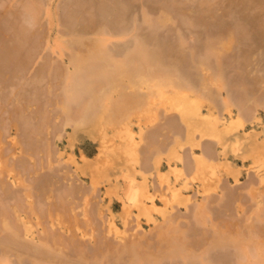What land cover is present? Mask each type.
<instances>
[{
	"label": "rangeland",
	"instance_id": "rangeland-1",
	"mask_svg": "<svg viewBox=\"0 0 264 264\" xmlns=\"http://www.w3.org/2000/svg\"><path fill=\"white\" fill-rule=\"evenodd\" d=\"M20 1L21 0H0V9H3V11H4V10H7L8 8L13 7L14 5H15L14 8H16V6L21 7L22 2H20ZM67 1H69V0H49V2H48V0H44V4L42 5L41 13L39 14V19L36 20V22H35V29L37 32H39L38 34L40 37V41H42V44H41L40 48L38 49V52L35 54L36 56H33L31 63L30 62H29V64L26 63V64H28L27 66H26V64H24L23 66H22V64L21 65L19 64L20 66L16 67V69H17L16 74L21 73V74L17 75L18 79L16 77H15V79H13V77L16 75H14V76L11 75L12 76L11 80L13 79V82L15 80L16 84H15V82L11 83V84H13L12 85L13 87L11 86V88L10 87L9 88L14 90L16 95H14L13 92L10 93L9 92L10 89L7 88V86H6V85L10 86V82H11V80H9L10 76L8 75L9 78L6 77L7 71H4L2 69V73L0 72L1 74H3V75H0L1 76L0 78H2V76L4 77L5 76L4 73L6 72L5 77L8 78V80L10 81L8 84L4 85L5 83L3 84V81L5 79L2 78L3 80L1 82L3 85L0 84V103H2L0 105L2 107H5V108H2L0 106V111H1V113H0V166L3 167V170H1V176L3 177L5 183L8 186V191H10V192L14 191L15 195L20 196V202H19L18 206L21 209L19 211H21L20 214L22 216H25V220L27 221L29 229L31 230L30 231V237L33 236V238H30V237H28V238L33 239L34 243L36 242L35 244H37V245H35L33 243L35 246H41V245H38V241H39L40 237L44 236L42 231L45 229L46 233L50 232V233L58 234V235H61L64 237H67L68 235H74V237H76L77 240L86 241V242H90V243H94L96 241L97 236H101L103 239L106 238V239L110 240L111 243H117V244L128 243L129 244V243H131V241L138 240V239H140V241L143 240V242H147V241H149V239H153V240L159 239L158 238V232L164 231V233L167 235L166 237H168V239H171L172 242H173V240H176V241L178 240V242H181V241L183 242L184 238L187 235L186 232L188 230L189 231V233L187 232L188 235H192V236H189V238L191 240L189 238H187L188 236L186 237V239H189L190 241H192V239H195L191 242V245H192L191 247L195 248L194 250H196V251L193 250V257H191L192 259L196 255L198 256V253H200L199 256L196 258L198 259L201 256L200 260H202L201 259L202 254H204L205 249H207L208 252H206V253L208 256H204V257L205 258L208 257L209 261H207V262H210V259H209L210 257L212 258L211 261L213 260V262H210V264H213V263L214 264H227L229 262V260L231 263L229 262L228 264H264V255L262 252V249H263L262 245L259 244L256 247L250 246V248L245 247L247 245L246 242L247 241L250 242L251 239H253L252 238L253 235H255L254 236L255 239L258 238V239L264 240V233H263L264 230H262V233L260 232L261 231L260 229H264V180H263L264 179V145H262V147L259 149L250 151L248 149L247 142H246V143L237 145V148H239V149L236 152H234L233 149L230 148V145L229 146L227 145L224 147H223V145H219L218 146L219 149L222 148V151L225 150V152L228 153L227 155L222 156L221 161L227 160L229 162V164H225V163H211V164L205 163L204 164L203 162H197V169H196L195 173L190 176V178L187 177L186 175H183V174L177 175L174 171L169 170L167 166L162 167L163 168L162 173H159L157 175V179H158V182L160 184L161 191L156 192L155 194L153 193V190H152V182L150 179L151 175H149V178L144 179L139 174L135 175V173H133L135 176L134 177L130 173L127 175L129 178L130 177L133 179L136 178V181L132 183L133 187H135V186L139 187L141 184L143 186L142 187L143 190H141V196L137 195V199H138L137 203H136L137 205L135 203H132V202H136V201H131L130 199H127L123 196V193H122L123 189L122 188L124 186L122 185L123 184L122 178L118 177V179H116L115 176H112L109 179V181H107V178L105 176L104 177L106 179L104 177H99L97 175H94V173L91 171V169L88 168L87 166H82V167L78 168L77 172L74 171L75 170L74 169L75 164H74V162H72L73 160H71L70 157H72L76 161L82 163L81 156H80L81 152L82 153L84 152L86 154V158L88 159V161H95L96 163H98V165H100V166H98V168H100V167L105 168L106 167V164H105L106 159L104 158V155L101 152L102 146H100V140L98 139L99 137L102 136L103 133H101V134L99 133L97 135V138L93 137L95 139L94 140L92 138V135L88 134L89 133L88 130H86L84 128L72 130V127L69 125L63 126L62 122H60L61 117L57 116L59 114V112L56 110H58V109H56L54 107L56 105L55 102L57 101V99H59V98L61 99L62 97H58V96H57L58 98L54 97L56 99L55 100L53 98L54 93H52V91L55 90L53 92H58V91L62 90L63 84L60 83V81L63 80V79H61V78H63V76L61 74V71H63L62 69H65L66 67L70 68V64H69V57L70 56L67 53H70L72 49L74 50L75 48H73V47H75V46H77V49H78L79 44L77 42H80V40H81V39L76 37L75 38L76 40H74V42L77 40H79V41L75 42V46L73 44L71 45V43H70L73 39L71 41H68L70 44L69 45L70 48H68V49H70L69 50L70 52L59 54L56 51H54V48H55V44H54L55 41L54 40H55V38L59 37V35L66 34V32H65L66 30L64 27L66 20H63V19H66L64 17L65 9L61 8V7H63L64 4L67 3ZM99 1L101 2V0H99ZM104 1L108 2V0H104ZM122 1H126V0H122ZM132 1H133L132 2L133 6L135 7V5H136L137 7L134 8V7L130 6V8H132L133 11L138 10L137 12H133L131 9H126L128 0L126 2H123V3H126V6L119 3L122 6V7H120V6L119 7L123 8L125 6L126 11L127 10L130 11V12L125 13L126 15L124 14V17H126V18H128L131 14L133 15V13H134V16L136 14L135 18H137V15H138V20H139V23L141 24V25H139L141 28L139 27L140 29H138V32L142 31L141 33H143L142 34L143 36L145 35L144 33L148 31V29L150 30L149 32H152V33L147 32L146 35H148V34L153 35V33H155V32H156L155 36H152V37L157 38V35L159 37L161 35V39H163V40H161V39L159 40L160 44L157 43L156 39H154L156 42L155 41L152 42L151 44H153V45H151V47L158 50L159 54H160L161 49H159L160 47L156 48V46L157 47L160 45L163 46L162 45L163 42H165V43L168 42L169 44H171L172 48L168 47L169 46L168 43L166 45L167 47L165 46L166 50L168 48H170V50H167L166 53L164 52V54H166L167 58L164 57L165 55L162 53V50H161V53L164 56H162L161 54L160 55L162 56V58L163 57L165 58L163 61L167 60L166 63H168L166 65V63H164L162 61L164 63V64L163 63L161 64V65H163L162 66L163 68L165 66H169V68H167L168 70L171 69L172 71L177 72L176 70H173L170 67L175 62L174 64L175 65L177 64L178 67L188 68V70L192 71L191 72V74H192L193 72H195L194 71L195 69H193L194 66L198 65L196 63H194L195 65L192 64L191 61L193 60V58L197 57V59H198V57H200V59H198V60H200V62L203 60V62H201V63H204V60L206 61L207 58L209 59V61L215 62L216 60H212L215 57L212 56L213 58L210 60L209 57H211V56H207V55H211V53L207 54L210 51V49L208 48V49H205L206 51H204L203 47H205V46H203V45H206L208 47L211 44V46H213V44L216 43V41H218V39L220 38V35H222L221 31L224 30L225 28L222 29V27H221L222 30L219 32V30H217L218 28L216 29V25L220 23V20L222 21L224 19V21H222L221 23L222 24L224 23L225 25L228 24L229 21H231L230 28H228L226 26L225 30L232 29L231 26L233 27V25H234L235 28L234 27L233 28H234V30H236V31H234V33H236V34H231L230 33L231 31L228 33H230V35H236V38H237L236 39L234 36L236 41H234V39H233V41L229 42V45H227V47L225 48L227 53H228L227 54L225 52V54H224V55H226L225 59L223 58V60H222L221 59L222 57L219 56L221 60L220 61L217 60V62L219 61L218 63L220 64V66L218 64L219 67H221L223 65L222 62L224 60H225V62H223L224 65L228 67V65H226V64H228V61H229V67L228 68L226 67L227 69H225V66H222L224 69L222 74H226L227 79L228 78L232 79L230 81H227V79H226L227 84L231 83L232 86H230V87H233V85H234L233 88H235L237 86V84H239L241 82V80L244 81V79H246V78L247 79L251 78L250 81H252L253 79H256V77H261L260 75H262V74L264 75V65H263L264 64V53H263L264 47L262 49L261 46H259V44H258V43H260L259 42L260 38L264 36V35H262L264 33V31H262V26H263V22H264V13H263L264 6L258 7L255 5L252 7V9H250L249 8L250 5H248V7L244 6V3H242L243 0H211V1L210 0H132ZM142 1H143L144 6H145V12H144V10H142L143 9L142 8L143 6H141ZM239 1H241L242 4ZM113 2H112V4H113ZM207 2L209 4H207ZM248 2H251V1H247L246 4H249ZM61 3H63V4H61ZM128 3H130V0ZM109 4H111V3H109ZM154 4H155V7H154ZM60 5H62V6H60ZM146 5H147V7H146ZM252 5H253V3H251V6ZM138 6L141 8H139ZM148 6L150 7V9H149L150 11H148ZM152 6H153V8L151 11ZM117 7H118V5H117ZM246 7L248 9H245ZM65 8H66V6H65ZM154 8L155 9L157 8L159 10L155 11ZM253 8H255V9H253ZM48 9L52 11L50 16L47 15L48 14L47 11H49ZM164 9H165V14L168 10V13L171 12L169 15H172V17L174 16L173 20H169V21H171L170 23H168V21H167L168 24L167 23L166 24L168 26L162 25V23L163 22L165 23V20L167 19V18L164 19V17H163V16H165L164 13H162V12H164ZM119 10L121 11L123 9H119ZM245 10H247L248 12L247 11L245 12ZM153 11H155V12H153ZM242 11H244V13H242ZM102 12H103V9L99 12V14H102ZM90 13L92 14L93 12H90ZM103 13H105V12H103ZM122 13H124V12H122ZM143 13H147L145 15L150 16V18H149L150 22H149V20H144L147 16H145ZM159 13H161L163 16L161 14L159 15ZM105 14L108 15V12H106ZM181 14H184V15H181ZM221 14L223 16H221ZM244 15L245 16H247V15L251 16L252 18L254 17L253 18L254 22H251V20L249 21L250 25L252 24V26L250 28L253 27L254 29H250V28L246 29V27H244V24L246 26V24L248 22V19H247L246 23L242 22V21H244V17H243ZM102 16H105V15H102ZM134 16H132V18H134ZM154 16H156L155 20L153 19ZM214 16H217L220 18L223 17V18L220 19V18L216 17L217 18L216 19V18H214ZM122 17H123V14H122ZM142 17H144V18H142ZM157 17H161V19L159 18V20H158ZM126 18H125V20H127ZM242 18H243V20H242ZM129 19H128V21L130 22L131 16ZM196 19H197V21H196ZM202 19H204V20H202ZM210 19H213V21H216L218 19L219 20L217 21L215 26H213L212 23H215V22H213L212 20L210 21ZM238 19H240L242 21L237 22ZM99 20L102 21L105 19L100 18ZM245 20H246V18H245ZM257 20H259V21H257ZM260 20H261V24H260ZM132 21H133V23H135L134 20H132ZM144 21L146 23H144ZM147 21L149 22L150 25L147 24ZM152 21H156V22H152ZM191 21L192 22L195 21V23L196 22L198 23V21H199L200 25L201 24H203V25H201V26L198 25V28H197V25L194 22L191 23ZM201 21H202V23H201ZM255 21L259 22V23L256 24ZM141 22H143V23H141ZM226 22H228V23H226ZM240 22H242V23H240ZM130 23H132V22H130ZM133 23H132V26H133ZM136 23H137V21H136ZM155 23H157L158 26ZM158 23L159 24L161 23V25H159ZM204 23H206V24H204ZM239 23L242 24L243 26L240 25ZM143 24H145V25H143ZM209 24L211 25V27ZM178 25H179V27H178ZM207 25L209 26L210 29L208 28ZM250 25L248 23L247 27ZM259 25H260V27H259ZM3 26H5V24L0 25L1 30L6 29V26L4 28H2ZM111 26H110V28L112 29L113 25H111ZM220 26H221V24H219L217 27L220 28ZM222 26H224V25H222ZM241 26L244 28L241 29ZM76 27H77V25H76ZM151 27H154V28L157 27V30H156V28L154 30V28H151ZM201 27H202L203 31H205V30L206 31L203 32ZM256 27L260 28L261 31H259L260 29H258V31H256L255 30ZM133 28H134V26H133ZM177 28H178V30H177ZM188 28H189V30H188ZM204 28H205V30H204ZM114 29L115 28H113L112 31H116V29L115 30ZM151 29H152V31H151ZM243 29L247 30V31L245 30L246 34L242 31ZM1 30H0V33L2 34L3 30L2 31ZM6 30H4V32H6V34L4 33L5 36L3 35L0 37L1 38L0 44L3 41V42H5L6 45H8V43H9L8 41L9 40L12 41V39L14 38V36H13L10 39V37H9L10 35H7L8 30L7 31ZM119 30H121V28L118 29V31ZM229 30H227V31H229ZM177 31H178V33H177ZM183 31H185V32H183ZM200 31H202V33ZM216 31H217V33H216ZM196 32L199 33L198 35L200 36V39H201V40H197L198 44H196V39L199 36L196 34ZM232 32H233V30H232ZM250 32L252 35L250 34ZM175 33H177V35H175ZM181 33L182 34L184 33L183 34L184 39H186V37L187 38L189 37L188 39L184 40L185 42L186 41H188V42L184 43V41L182 40L183 38H181L182 37ZM206 33H207V35H206ZM210 33H212L211 34L212 37H210L211 36V35H209ZM225 33H226V31H225ZM237 33H239V34H237ZM10 34H12V33H10ZM114 34H115V32H114ZM185 34H186V36H185ZM242 34H243V36H242ZM254 34H256L257 36L256 35H255L256 37L253 36ZM78 35H80V34H78ZM110 35L112 36L113 34L111 33ZM146 35H145V37H147ZM178 35H179V37L181 36L180 37L181 39L177 38ZM190 35H191V37H190ZM228 35L226 34V36L224 35V37H227ZM249 35H250L251 39H250ZM6 36H8L9 38ZM217 36H218V38H217ZM237 36H239V37H237ZM98 37H101V36L99 35ZM149 37H151V36H149ZM152 37L149 38V39H151V41H153ZM253 37H255V38L260 37V38H257V40H256ZM202 38H205V39H202ZM208 38H209V40H208ZM220 39H222V38H220ZM263 39L261 38V40L263 41L261 43H263V45H264ZM194 40H195V42H194ZM202 40H204V41H202ZM205 40L206 41L208 40V41L206 42ZM84 41L85 40H83V42ZM161 41H163V42L161 43ZM256 41H257V43H256L257 45L254 43ZM209 42H210V44H209ZM243 42H244V44H243ZM84 43H82V44H84ZM178 43H179V45H178ZM241 43H242V45H241ZM252 43L254 45H252ZM109 44H110V42H109ZM106 45H108V42ZM186 45L188 47L190 46L188 48L189 51L191 49L190 53H189V51L185 50L187 48ZM194 45H195L196 49H195ZM196 45H198L200 48L199 47L197 48ZM51 46L54 48L52 49ZM177 46L180 49H182L186 46V48L183 49L185 51H181L180 49H178V51H177L176 50L178 48ZM71 47H72V49H71ZM79 47L81 48V46H79ZM207 47H205V48H207ZM80 48L78 49L79 51L81 50ZM173 48H175V49L172 50ZM193 48H194V50H193ZM68 49H67V51H68ZM78 50L75 49L74 51L78 52ZM207 50H209V51L207 52ZM158 51H155V52H158ZM195 51H197V53L198 52H201V53L196 56L197 53ZM151 52H152L151 55L154 56L153 60L155 62H157V64H158L157 66H159V63H161L160 56L157 57L158 53H154L153 50H151ZM181 52H182V54H181ZM185 52H186V54H185ZM202 52L204 55V56L202 55L203 57H201ZM1 53H2V51H1ZM167 53H168V55H167ZM192 53L193 54L195 53V55L193 56ZM180 54L182 55V57ZM205 55L207 56L206 58H204ZM0 57H2L1 54H0ZM156 57L159 59L158 61H156L157 59L155 60ZM232 57H234V58H232ZM202 58H204V59H202ZM56 59H58L57 63H56V61H57ZM0 60L2 61V58ZM51 60H52V62H51ZM54 60H56V61L54 62V65H53ZM198 60H197V63H199ZM233 60H234V62H233ZM1 61H0V65L2 64ZM193 62H196V60L194 59ZM214 62H212V63H214ZM51 63H52V65H51ZM55 63L57 65H59V67H62V69L60 68L61 70H59V67H57ZM207 63H209V62H207ZM243 63H245L244 66H243ZM174 64L172 67H174ZM51 66L54 68L53 70L57 69V71L56 70L54 71V72H57V74L53 72L52 68H51V70L53 73L50 72ZM198 66H200V64ZM211 66L214 68L217 67V69L219 68L218 66H214V64H211ZM13 67H15V66H13ZM63 67H65V68H63ZM160 68H161V66H160ZM190 68H192V69H190ZM243 68H244V70H243ZM257 68H258V70L262 69L261 71H263L262 74L260 72L259 76H258V74H256V72L258 70H256V71L254 70ZM8 69H9V67L6 68L5 70H8ZM13 69H15V68H13ZM13 69H12V71L14 72ZM198 69H199V67H198ZM198 69H196L197 70L196 73L200 74L198 72ZM223 69L221 68V70H223ZM245 69L250 70V73H251V70L252 71L254 70V71L251 74H249L247 77L246 74H247L248 70L246 71ZM3 71H4V73H3ZM9 72H10L9 74H11V71H9ZM187 72H189V71H187ZM187 72H186V74H187ZM239 72L242 75H240ZM243 72L244 73L246 72V74H245L246 78H244ZM254 72L256 75H255V78L252 79L251 76L254 75ZM50 73H52L54 75V76L52 75L54 78L51 76ZM14 74H15V72H14ZM198 74H197V76H198ZM59 75H61V76H59ZM236 75H238V76H236ZM78 76L81 77V75H78ZM195 76H196V74L194 73L193 77H195ZM197 76L195 77L196 79H197ZM50 78L51 79L53 78V79L51 80ZM190 78L192 79V75ZM237 78L239 80L240 79L241 80L238 81ZM80 79H79V81H80ZM6 80L4 82H6ZM260 80H262L261 83H264L263 77ZM79 81L77 83L78 85L81 84ZM232 81H233V84H232ZM236 81H238V83H236V86H235L234 83ZM243 81H242V83H243ZM62 82L64 83L65 81H62ZM82 83H84V81H82ZM60 84H62L61 87H60ZM243 84L250 86V84H246L245 82ZM239 85L237 87L242 88L241 87L242 84L240 83ZM245 85H242V86L246 87ZM259 86H260V84H259ZM262 86L263 85H261L260 88ZM50 87H51V89H50ZM211 87L216 91V94L218 95L219 102L221 101V104L223 106L222 107V109H223L222 113L223 114H221L222 116H220V113H219L217 107L215 106V104L209 102V100H205L204 98L198 96L196 93L188 91L184 87H181V86H175V87L166 86V87H164L163 93H160L158 95L154 94L155 96H152V98L149 101H147V102L143 101V103H141L140 107L134 106V108L129 109L127 112L124 111V115L119 113L116 115V118H113L112 116L104 114L102 122L100 123L102 125L103 132L105 134H107V138L104 140H106L108 146H111L109 144L110 143L109 141L110 140L112 141V139H113V141L116 142L115 145L117 147V150H125L126 151V155H125L126 159L129 162L133 161L131 152L134 151L135 149H137L138 146L141 144L140 130L142 128L147 129L153 122H156L157 119L160 117V114H159L160 112L165 113V114L181 113L185 116L184 122L187 125H185V124L184 125H185L187 131L184 134L183 140H179L173 146L172 151L170 153H171V155H177V156H179L178 152L183 153L185 150H189L191 152L194 151V152L198 153L200 150L201 141L207 140V139H213V141H214V139H217V136L214 137L211 134H206L205 129H203V131H201L200 127L201 126H204V127L208 126V121L214 120L215 125H219V128H221L222 127L221 125L224 123V121L235 116L236 111H237L236 106H234L229 101H227V99H228L226 97L227 92H226L225 88L223 87V85L220 84V82L215 81L214 83H212ZM233 88H231V89L234 90ZM48 89H49V91H48ZM263 89H264V87H263ZM263 89L261 88V91H264ZM50 90H51V94H50L51 97H49V95H48V92L50 93ZM145 90H147V89L145 88ZM147 91H149V90H147ZM37 93H38V95H37ZM59 93H55V94L57 95ZM63 94L61 93L59 96H62ZM11 95H13V98L11 97ZM17 95L19 97V100H20L19 103L20 104H18V102L16 101V100H18V98L13 100L14 98H16L14 96H17ZM48 97L51 98L52 101ZM52 98L54 99V103H53ZM64 98L66 99L67 97L64 96ZM48 100H50L49 102H52L53 104L49 103ZM64 102H65V100H64ZM62 103H59V104L61 105ZM21 104H23V105H21ZM50 104H51V107H52V105L55 104L52 108L54 112L52 111V114L50 112L45 113L46 111L44 110V108L49 111L50 107L48 106V108H47V105H50ZM172 104H174V105L170 108V105H172ZM24 106H26L27 108H30V109L28 110L26 108L27 111H25V109L23 110ZM175 106H177L176 109H175ZM16 107H17V110H16ZM11 108H13L15 110H13ZM2 109H3V111H2ZM18 110L23 111L22 114L25 113V115H22V116H24V118L27 117V119H28V116L30 114L31 115L33 114L32 116H29V119H30V117L34 116L35 118L33 117V119H35V121L33 119H30V121H32V123L31 122L29 123L28 122L29 119H28V121H26L27 119L24 120V118L22 116H21V118L20 117L18 118V116L21 115V112L19 113ZM28 111H30V114H28V116H27L26 112H28ZM38 111L40 114L44 112L43 113L44 116L47 114L46 118L42 114V117L45 118V119L42 118L44 120H42L39 117L40 118L39 123H41V124L45 120H46L45 125H46V123H48L49 120L47 121V116L49 115V113H50L49 116L52 117L51 122H52L53 126H52L51 122H49L51 126L48 123V126L51 127L50 131H49L48 127H45V125L43 123L42 127H45V129H43V130L41 129L43 131V133L41 130H40L41 134L39 132V135L41 136L44 134L46 129L48 131V133L45 132L46 134H48L46 136L49 137L48 139L51 141L50 143H52L53 149L55 151L54 154H52V156H51V159H50L51 163L48 161V159L50 157L46 158L49 155L47 153V152H49L48 151L49 148L48 149L42 148V150L40 149L42 147V144H44V142H45V145H43V146H46L47 143L49 142V140L47 139L45 134H44L43 140H42V137H39L38 135L36 136V134L39 131L37 129L40 128L39 127L40 124L37 125L38 122H36L37 121L36 116H39ZM10 112H12V114L14 116H16L17 118L15 117L16 118L15 119L14 116L10 117V115H12V114H9ZM102 112H104V111H102ZM16 113H19L20 115L17 114L18 115L17 116V115H15ZM260 113H261V116L264 120V112H262V110H261ZM5 114H6V116H5ZM219 117H221V118H219ZM2 118H4V119H2ZM11 118H14L15 121L17 119H20V120H18L19 122H17V121L15 122ZM35 122L37 123L36 125L34 124ZM16 124H18V125H16ZM249 124L250 123H246L247 130L250 129ZM34 125H35V127L37 126L36 130L34 129ZM126 126L128 127V129H130L129 130L131 132V133H129L130 138L131 137L134 138V140L131 142L129 140L130 138H128V135H129L128 132L126 134V132H125L126 130H124V133H123V129ZM262 126L264 128V121H263L262 125H258L257 128L259 131L262 130ZM24 129H26V130L24 131ZM33 129H34V131H33ZM62 129L64 130V131H62V135L58 134L59 137H57L58 135H56V133H58V131H60ZM34 132H35V134H34ZM100 132H101V130H100ZM235 134H236L235 131L231 132V133L229 132L227 135L225 132L224 133L225 136H223V137H225L224 141L229 140V138H232ZM35 136L38 139V142L41 141V143L42 142L43 143L42 144L39 143V145H38V143H35V142H33V144L30 143L32 146H34V144L36 146V144H37L38 147L36 146L35 148H39V146H41V147L39 148L40 150L37 149V151L34 148L33 153H31L32 155L31 154L29 155V153L31 152V151H29L31 148L29 142L37 141V139L33 140L35 138ZM38 137L41 140H39ZM260 137H264V131H261ZM29 138H32L31 139L32 141L29 140V142L27 144V141ZM46 139L48 140V142ZM48 145L51 146V144H48ZM48 145H47V147H48ZM29 146H30V148H29ZM50 148H51V152H52L53 151L52 147H50ZM102 149H103V147H102ZM34 151L39 152L40 154L37 155V153L36 152L34 153ZM40 151H42V154ZM44 151H46V152H44ZM46 154H48V155H46ZM59 154H61V156H59ZM171 155L169 158L170 162L176 163V165L178 167H180V165H181L180 159L176 158L175 156H174V158H171ZM24 159H25V162L23 161ZM17 162H21V166H18ZM125 169H126V172H130V169H128V168H125ZM249 171L255 176V178L257 177V180L255 179L254 183H252L249 187L246 188L245 185H243V183H245L247 181ZM38 174H47L48 176L50 174H52L51 177H55V179L57 181V183L55 185H53L54 191L50 190V191H53L54 194L52 192H50L48 189H46V190H48V192L45 190L47 192V194H46L47 197H48L49 193L52 194V197H50L51 194H49V197H50L49 199H45V197L42 196V198H44L43 200H46L45 202H48V201L54 202L56 200L55 203L53 204L54 207H58V205L60 206V203L58 204V202L62 203L63 201L64 202L61 204V206L62 205H70L69 208H66L65 210L60 206V207H58L57 210H54L50 215L49 214H46V215L41 214V217H42L41 223L38 222V219L36 218L37 217L36 214H33L30 210V205L31 204L34 205L35 201L37 200V198H35L36 196L35 195L34 196L26 195L27 192L32 191L30 186L32 185L34 180L37 179L36 175H38ZM255 174H257L258 176ZM47 175H44V176H47ZM35 176H36V178H35ZM38 176H39V178L37 179L38 181L43 179V175H38ZM72 176L75 178H73ZM51 177L50 176L48 178L44 177L45 180L43 179L42 181L45 182L47 179H49ZM96 177L97 178L99 177V180L96 179ZM1 179L2 178H0V182L2 181ZM93 179H96L98 181L94 182V184H93V182H92ZM224 180H227L226 183H224L225 182ZM42 181H40V182L42 183ZM117 181L119 184L117 186L120 189L118 187H116V189L113 188V187H115V186H113L114 183H116ZM58 182H59V184H58ZM70 185H74V187H75L74 191H73V193H71V195L68 191L70 188L69 187ZM221 185L222 186L227 185L228 187H231L235 190V196H233L234 198L229 199L230 201H233L230 203L231 208H232L230 213H227L226 216H225V214L217 215V213L215 215H211L208 212V209H206L205 207L202 208L203 210L201 208H198V210L196 208V210H195L196 205L204 203L206 201V199L210 196L214 197L215 200L218 199L222 195V189L223 188ZM175 186H177L178 188L176 189ZM57 187H58V189H57ZM55 188H56V190H55ZM64 190H65V192L68 191L69 194L68 193L65 194ZM58 192L61 194H59ZM43 194L45 195V193H43ZM15 195H11V196H14V197H11V200H13L15 198ZM60 195H62V196H60ZM0 196H7L8 199L10 197L7 195L6 191L3 188H0ZM138 197H140V199ZM240 197H243V198L240 199ZM42 198H40L41 201H42ZM58 198H59V200H58ZM237 198L240 200H237ZM125 199H127L129 201H127ZM134 199L136 200V195H135ZM11 200H10V202H11ZM41 201H40V203H41ZM238 201L241 202V206L238 205ZM10 202H8V203H10ZM12 202H14V201H12ZM44 203H41V205ZM133 204H135V205H133ZM189 206L191 207V211L190 210L188 211ZM212 210H213V212H216L218 210V205L216 204L215 206H213ZM8 215H11V218L14 219V216L12 215V213L9 214V212H8ZM210 215H211V217H209ZM170 218H175L174 221H172V223L168 222V220ZM52 222H53V225H52ZM225 226L228 227V234H227L228 236L226 237L225 240H223L224 243H221L222 245H214V243L211 241V239L214 236V235H212V233H214L213 231H216L219 228H223ZM21 228H22V231L24 232L25 228H24L23 224H22ZM190 231H192V234H190L191 233ZM82 233H84V234H82ZM184 234H185V236L183 237ZM194 235H195V238H194ZM43 248L45 249L47 247H43ZM47 249H45V250H47ZM153 249H151L153 253L158 252L156 249L153 251ZM65 250H64V253L66 252L65 253L66 256H65V254H64V256L66 258L69 257L70 259L72 258V260H74L75 258L82 257V256H80L81 254L77 255L78 253L74 252L72 249H71V251H69V250L65 251ZM87 250H88V248H87ZM145 250H147V249H145ZM149 250H147V252L151 251V250L150 251ZM48 251H49V249H48ZM58 252L59 251L56 250L57 254H58ZM72 252H73V254H72ZM131 252H134V251H131ZM152 252H151V254H152ZM178 252H179V249H178ZM180 252H181V249H180ZM56 253L54 252V254H56ZM59 253L60 254L62 253V256H63V252H59ZM60 254H58V255H60ZM87 254H86V256H88ZM131 254L135 255V253H131ZM194 254H196V255L194 256ZM174 255L175 256L177 255L176 259L172 258V262L170 261L171 260L170 259L169 263L167 260V262L165 264H171V263L177 264L176 262H178V263L181 262L183 264H186L189 261V259L187 257L183 256L180 253L179 254L175 253ZM204 255H206V254H204ZM131 256H133V255H131ZM143 256H146V255L144 254ZM136 257H138V256H136ZM11 258L13 259L14 263H16L17 260L14 259V256H12ZM134 258L135 257H133V259ZM141 258H143V257H141ZM173 259H174V261H173ZM197 259H196V261H197ZM113 260L114 259H112V261ZM134 260H137V259H134ZM205 260H207V259L203 258L204 262H205ZM108 261H111V259ZM112 261L109 262V264H115L116 263L115 262L116 260L114 261V263ZM221 261L222 262L224 261L225 263H222ZM18 262L21 264L20 261H18ZM133 262H135V261H133ZM147 262H149V261H147ZM194 262H195V260L193 262L191 261L189 264L194 263ZM26 263H29V261H27ZM31 263H32V260H31ZM102 263H105V262H102ZM141 263L142 262H140L139 264H141ZM181 263H179V264H181ZM93 264H95V263H93ZM117 264H119V262H117ZM123 264H127V263H123ZM135 264H138V263L136 262ZM142 264H144V263H142ZM195 264H202V263L199 261L198 263L195 262Z\"/></svg>",
	"mask_w": 264,
	"mask_h": 264
},
{
	"label": "bare ground",
	"instance_id": "bare-ground-1",
	"mask_svg": "<svg viewBox=\"0 0 264 264\" xmlns=\"http://www.w3.org/2000/svg\"><path fill=\"white\" fill-rule=\"evenodd\" d=\"M103 1L102 0H101V2L99 0H69V1H67V3L64 4L63 7H61V8L65 9V11L64 10L63 11H64V17L66 19H63V20H66V22L64 24L66 34L59 35V37L55 38V40H54L55 41V43H54L55 48L51 46L52 49L54 48V51H56L59 54H63V53L70 52L69 51L70 49H68V48H70L69 47L70 44L68 41H71L73 39L72 40L73 42L71 41L70 43H71V45L73 44L75 46V42L79 41V40H77L74 42V40H76L75 38L77 37V38L81 39L80 42H77L79 44V46H81V48L78 46V49L80 48L81 50L79 51L77 49V46H75V47L72 46L73 48L78 50V52L74 51L75 49L73 50L71 47V49H72L71 52L67 53L70 56L69 57L70 68L66 67L67 68L66 69L65 67H63L65 69H62V67H59V65L56 64L58 62V59H56L57 61L56 60L53 61V65H54V62L56 61L55 64L57 67H59V70H61V69L63 70V71H61V74L63 76V78H61V79H63V80L60 81V83L63 84V85L60 84V87L62 85L63 91L60 90L61 92L60 91L53 92V91H55V90H53L52 91V93H54L53 98L54 97L56 98L57 96L62 97L61 98L62 100L59 98V99H57V101L59 102L61 100L63 103L61 101L59 102V103H62L61 104L62 106H61L56 101L61 107L56 102H55L56 105L54 104L55 106L52 105V107H51V104L54 103L55 98L54 99L52 98L53 103L49 102L51 100V98H49V97H51V95H50L51 90H50V93L48 92V95H49L48 98L50 99V100H48V102L51 104L47 105V108L49 106L50 109L48 111L47 109L44 108V110L46 111L45 113L50 112L52 114V111H53L52 108L54 106L56 109H58V110H56L59 112V114L57 116L61 117L60 122H62L63 126L69 125L72 127V130L84 128V129L88 130V132H89L88 134L92 135V138L93 137L97 138V135L99 133L100 134L103 133L102 136L99 137L98 139L100 140V146H102L103 149L105 148L103 150L101 147V152L103 153L104 158L106 159V163H105L106 167L105 168H102V167L98 168V166H100V165H98V163H96L95 161H88V159L86 158V154L84 152L83 153L81 152L80 156H81L82 163H80V162L76 161L74 158L70 157V159L73 160L72 162H74V164H75V168H74L75 170L74 171L77 172L78 168H80L82 166H87L88 168L91 169V171L94 173V175H97L99 177L105 176L107 178V181H109V179L112 176H115L116 179H118V177L122 178V180H123L122 185L124 186L122 188L123 189V192H122L123 196L127 199H130L131 201H136V202H132V203L136 204L137 200H138L137 195L141 196V190H143L142 189L143 186L141 184L139 187H137V186L133 187L132 183L136 181V178H134V179L131 177L129 178L127 175L130 173L133 176H134L133 173H135V175L139 174L144 179L149 178V175H151L150 179L152 182V190H153V193L155 194L156 192L161 191L160 184H159L158 179H157V175L159 173H162V169H163L162 167L167 166L169 170L174 171L177 175L183 174V175H186L187 177L190 178V176L193 175L197 169V162H203L204 164L205 163L229 164V162L227 160L221 161L222 156H225L228 153H226L225 150L222 151V148L219 149V147H218L219 145H223V147L230 145V148L233 149L234 152H236L239 149V148H237V145L243 144L246 142H247L248 149L250 151L259 149L262 147V145H264V137H260L261 131H264V128L262 126L261 131H259L257 128L258 125H262V123L264 121L262 116H261V113H260L261 110H262V112H264V94H263L264 91H261V88L263 89V87H264V83H261L262 80H260V79H262V77L264 79V75L262 74L263 71H261L262 69H260V70H258V68L254 69L255 71L256 70L259 71V72L257 71L258 73L256 72V74H258V76H259L260 72L262 75H260L261 77H256V79H253V78H255V75H256L254 72V75L251 76L253 79L252 81H250L251 78L247 79L245 76L246 72L245 73L243 72L244 78H246L247 80L244 78H243L244 81L240 79L241 80L240 83L242 85H245V84H243L245 82L246 84H250L251 87L249 85L248 86L245 85L246 87H243L241 85L242 88L237 87L240 84L239 83L236 86V83H238V81H240L237 78L238 81H236L234 83L236 86L235 87L236 89H235V88H233L234 85H233V87H230V86H232L231 83L228 82L230 85L227 84V81H230L232 79H229V78L227 79V75L222 74V72L224 71L222 66H225L223 63V62H225V60L223 62L221 61L223 65L221 64L222 66L219 67L220 64L218 62L221 59L223 60V58L225 59L226 55H224V54H225V52L227 53L225 48L227 47V45H229V42L233 41V39H234V41H236L235 40L236 35H230V33L236 34V33H234V31H236V30H234L235 26L233 25L234 28L231 26L232 29H230V30L227 29L229 31L225 30L226 26L228 28H230L231 21H229V23L226 22L228 24L225 25L224 23L223 24L221 23L222 21H224V19L222 21L220 20L219 24H221V26L219 28V27H217L219 24H217L216 29L218 28L217 30H219V32H220L223 28H225L224 30L221 31L223 36L220 35V38H222V39L219 38L220 40L219 39H218V41L215 40L216 43H214L213 46H211V44H210V42L212 41L211 40L209 42L210 45L207 43L210 47L203 45V46L207 47V48L203 47L204 51H206L205 49H208V48L210 49V51L207 50V52L209 51L207 54L211 53V55H207V56H211V57H209L210 60L213 57H215V58L217 57L216 59L215 58L212 59V60H216L215 62L217 64L214 61H212V62H214V63H212L211 61H209L208 58H207L208 61L207 60L206 61L209 63H207L205 60H204V63H201V62H203V60L200 62V60H198V59H200V57H198V59L196 57V58H193V60L191 59L192 64H194V63H196L198 65L200 64V66L197 65L199 67V69L194 64L195 66L193 69H195L194 70L195 72H193L191 74L192 71L188 70V68H186V67H182V68L178 67L177 64L176 65L174 64L175 62L173 63L174 67H172L173 64H172V66H170L173 70L177 71V72H174L171 69H169V70L167 69V68H169V66H165L163 68L162 67L163 65H161L163 62L166 63V61H167V60L163 61L165 58H167V56H166V54H164V52L166 53L167 50H170V48H172L171 44H169L168 42L165 43V42L161 41V43L163 42V44H162L163 46H161V45L158 47L156 46V48L160 47L159 49H161L162 53L165 55V56L162 55L161 50H160V54L165 57V58L164 57L162 58V56L159 54V51L151 47V45H153L151 43L155 41L154 39H156L157 43L160 42L159 40L161 39V35H160V37L157 35V38L152 37V36H155V33H156L155 31H154L155 33H153V35L148 34L149 36L152 37L153 41H151V39H149L151 37L146 35V33L150 31L149 29L147 32L144 33L147 37H145V35L144 36L142 35L143 34V33H141L142 31L138 32V29L141 28L139 26L141 24L139 23L138 15H137V18H135L136 14L134 16V13H133V15L132 14L130 15L131 16L130 22L133 23L132 20H134V22L136 23V21H137L136 24L133 23L134 28L132 26V23H130L128 21L130 16L128 18L124 17L125 13L130 12L128 10L126 11V9L132 10V8H130V6L134 7L133 3H132L133 1L130 0V3H128L129 2V0H128L127 6H126V3H123V2H126L127 0L126 1L108 0V2L110 1L109 3H111V4H109L107 1H106L107 3L105 1H104L105 2L104 3ZM111 1L112 2L114 1L113 4ZM247 1H251V2H248L249 4H246ZM20 2H22L21 7L16 6V8H14L15 7V5H14L13 7L8 8L7 10H4V11H3V9H0V23L5 24L6 29L8 30L7 35H10L9 36L10 39L14 36L12 41L11 40L8 41L9 42L8 45H6L5 42H3V41L0 44V46H1L0 50L2 51V53L0 51V54L2 55V57H0V59L2 58V61L0 60L2 63L0 65V72L2 73V69L4 71H7V76H6V72L4 73V71H3V73L5 74L6 77H8V75L10 76V78L8 77L9 80H11V78H12L11 75H13V76L16 75L13 77V79H15V77L17 78V75L21 74V73L16 74V72H17L16 67L17 66L19 67L21 64L23 66L26 63H28V64H29V62L31 63L33 56H36L35 54L38 52V49L40 48V46L42 44V41H40V37L38 34L39 32H37L35 29V22H36V20L39 19V14L41 13L42 5L44 4V0H21ZM48 2H49V0H48ZM239 2L241 3V1H239ZM119 3L122 5H125L126 9H125V6L123 8H120L122 6ZM242 3H244V6H247V7H248V5H250L249 6L250 9H252V7L255 5L258 7L264 6V0H243ZM251 3H253L252 6H251ZM61 4H63V3H61ZM207 4H209V3L207 2ZM117 5H118V7H117ZM60 6H62V5H60ZM65 6H66V8H65ZM141 6H143L142 10H144V12H145V6L143 4V1H142ZM135 7H137V6L135 5ZM146 7H147V5H146ZM154 7H155V4H154ZM247 7L245 9H248ZM139 8H141V7H139ZM152 8H153V6L151 7V11H152ZM255 8H253V9H255ZM102 9H103V12H105V13L108 12V15L103 13V12H102V14H99V12ZM119 9H123V10L120 11ZM149 9H150V7L148 6V11H150ZM157 10H159V9L156 8L155 11H157ZM137 11H133V12H137ZM155 11H153V12H155ZM246 11L247 10H245V12ZM90 12H93V13L91 14ZM122 12H124V13H122ZM47 13H48L47 15L50 16L52 11L49 10V11H47ZM121 13L123 14L124 18L122 17ZM162 13H164V15L166 17L163 16L161 13H159V15L161 14L164 17V19L167 18L165 20V23L163 22L164 24L162 23V25L166 26L168 23L171 22L169 20L174 19V16L172 17V15H169L171 12L168 13V10L165 14V9H164V12H162ZM242 13H244V11H242ZM263 13H264V11H263ZM143 14L145 15L147 13H143ZM184 14H181V15H184ZM102 15H105V16H102ZM245 15L243 16L244 21H242L243 20V18H242V20L238 19L237 22L242 21V22L246 23L247 19H248L246 26L243 23L244 27H246V29H247V28H250L252 26V24L250 25L249 21L251 20V22H254L253 21L254 17L252 18L251 16L247 15L249 17L248 18ZM132 16H134V18L136 20L134 18H132ZM145 16H147V15H145ZM221 16H223V15L221 14ZM161 17H157V19L159 20V18L161 19ZM216 17L217 16H214V18H216ZM100 18L101 19L104 18L105 20L101 21V20H99ZM125 18L127 20H125ZM142 18H144V17H142ZM146 18L144 20H149V22H150V19H149L150 16H147ZM217 18H220V17H217ZM221 18H223V17H221ZM245 18H246V20H245ZM153 19L155 20L156 16H154ZM202 20H204V19H202ZM211 20L213 21V19H210V21ZM218 20L213 21L215 23L211 22L213 24V26H215V24L217 23ZM167 21H168V23H167ZM196 21H197V19H196ZM199 21H198V23L197 22L195 23V21H193L197 25V28H198V25H200ZM257 21H259V20H257ZM149 22L147 21V24H149ZM152 22H156V21H152ZM193 22L191 21V23H193ZM242 22H240V23H242ZM141 23H143V22H141ZM144 23H146V22L144 21ZM201 23H202V21H201ZM248 23L250 26L247 27ZM258 23L259 22H256V24H258ZM155 24L157 25V23H155ZM204 24H206V23H204ZM260 24H261V20H260ZM76 25H77V27H76ZM111 25H113V28H115L118 33L116 31H112L113 28L112 29L110 28ZM143 25H145V24H143ZM159 25H161V23ZM201 25H203V24H201ZM211 25H210V27H211ZM222 25H224V26H222ZM240 25H242V24H240ZM5 26H3L2 28H4ZM242 26H241V29L244 28ZM178 27H179V25H178ZM221 27H222V29H221ZM259 27H260V25H259ZM120 28H121V30H119L120 31L119 32L118 29H120ZM151 28H154V27H151ZM155 28L157 30V27H155ZM155 28H154V30H155ZM208 28H209V26H208ZM6 29H2L3 32H2V34L0 33L1 34L0 37L3 35L5 36L6 32H4V30H6ZM201 29H202V27H201ZM250 29H254V28L252 27ZM258 29H260V28H258V27L255 28L256 31H258ZM263 29H264V22H263V26H262V31H264ZM0 30H1V27H0ZM177 30H178V28H177ZM188 30H189V28H188ZM204 30H205V28H204ZM232 30H233V32H232ZM245 30L243 29L242 31L246 34ZM151 31H152V29H151ZM202 31H203V29H202ZM202 31H200V32L202 33ZM205 31H203V32H205ZM225 31H226V33H225ZM259 31H261V29ZM9 32L12 34H10ZM110 32L113 34L112 36L110 35L111 34ZM114 32H115V34H114ZM183 32H185V31H183ZM228 32H230V33H228ZM149 33H152V32H149ZM177 33H178V31H177ZM177 33H175V35H177ZM212 33H210L209 35H211ZM216 33H217V31H216ZM78 34H80V35H78ZM183 34L181 33V36H182V37L180 36L181 38H183ZM196 34L198 35L199 33L196 32ZM226 34L227 35L229 34V35L227 37H224V35L226 36ZM237 34H239V33H237ZM250 34H251V32H250ZM97 35L98 36L100 35L101 37H98ZM206 35H207V33H206ZM255 35L256 34H254L253 36H255ZM262 35H264V33ZM102 36L103 37L105 36V37L103 38ZM185 36H186V34H185ZM218 36H217V38H218ZM234 36H235V38H234ZM242 36H243V34H242ZM6 37H8V36H6ZM180 37L178 35L177 38L179 39ZM190 37H191V35H190ZM210 37H212V35ZM237 37H239V36H237ZM249 37H250V35H249ZM255 37H253V38H255ZM260 37H257V38H260ZM188 38L186 37V39H188ZM209 38H208V40H209ZM257 38H255V39L257 40ZM261 38L263 39L264 36ZM261 38L259 41L260 43L263 42L261 40ZM186 39L183 38L182 40L184 41ZM202 39H205V38H202ZM250 39H251V37H250ZM0 40H1V38H0ZM83 40H85L84 41L85 43L83 42ZM161 40H163V39H161ZM197 40H201L200 36L197 37L196 44H198ZM202 41H204V40H202ZM107 42H108V45H106ZM109 42H110V44H109ZM186 42H188V41H186ZM186 42L184 41V43H186ZM194 42H195V40H194ZM82 43H84V44H82ZM167 43L169 45L168 47H170V48H168L166 50L165 46L167 45ZM179 43H178V45H179ZM254 43L256 44L257 41ZM260 43H258V44L263 49L264 45H263V43H261L262 45ZM243 44H244V42H243ZM241 45H242V43H241ZM252 45H254V44L252 43ZM186 46L184 48H186ZM196 46H197V48L199 47L198 45H196ZM189 47L187 46V48L185 50L189 51V49H188ZM194 47H195V45H194ZM184 48L180 49L178 47L176 50L178 51V49H180L181 51H185V50H183ZM67 49H68V51H67ZM174 49L175 48H173L172 50H174ZM195 49H196V47H195ZM151 50H153L154 53H158L157 54L158 56L156 55L157 57L160 56L161 63L158 62L159 66H157L158 65L157 62H155L153 60L154 56L151 55L152 54ZM154 50L158 51V52H155ZM193 50H194V48H193ZM190 51H191V49H190ZM190 51H189V53H190ZM195 52L197 53V51H195ZM200 53L201 52H198L196 54V56L199 55ZM181 54H182V52H181ZM185 54H186V52H185ZM167 55H168V53H167ZM194 55H195V53L193 54V56ZM202 55H203V52L201 54V57L204 56V55L203 56ZM207 56L205 55L204 58H206ZM219 56L222 58L220 59ZM157 57L155 58V60L157 59L156 61L159 60ZM181 57H182V55H181ZM204 58H202V59H204ZM232 58H234V57H232ZM194 59L196 60V62H193ZM197 60L199 63H197ZM217 60H219V61L217 62ZM51 62H52V60H51ZM233 62H234V60H233ZM28 64H26V66ZM167 64L168 63H166V65ZM211 64H214V66H218V64H219V66H218L219 68L217 69V67H215L216 68L215 69L214 67H212L213 65L211 66ZM51 65H52V63H51ZM226 65H228V67H229V61H228V64H226ZM244 65H245V63H243V66ZM13 66H15V67H13ZM160 66H161V68H160ZM8 67H9V69L5 70ZM12 67L15 69H13ZM226 67L227 66H225V69L228 68V67L227 68ZM51 68H52V70L54 69L51 66L50 72H52ZM221 68L223 70H221ZM12 69L14 70L15 74L12 71ZM190 69H192V68H190ZM196 69H198V72L200 74L196 73V71H197ZM55 70L57 71V69H55ZM55 70H53V72ZM243 70H244V68H243ZM9 71H11V74H9L10 73ZM187 71H189L190 73ZM248 71L246 74L247 77L249 74H251L253 72L252 70H251V73H250V70H248ZM186 72H187V74H186ZM1 73H0V75H3ZM52 73H50L51 76L53 75ZM54 73L57 74V72H54ZM194 73L196 74V76L198 74L197 79L195 78L196 76L193 77ZM190 74L192 75V79L190 78L191 77ZM239 74H240V72H239ZM78 75H81V77ZM240 75H242V74H240ZM5 76L4 77L2 76L3 79H5V80L7 79L6 82H4L5 80L3 81V84L5 83L4 85H6L10 82L8 80V78H6ZM59 76H61V75H59ZM236 76H238V75H236ZM2 78H0V84H2V82H1L3 80ZM13 79L10 82V86L6 85L7 88H9V87L11 88V86L13 85L11 83L15 82V80L13 82ZM79 79H80V81H79ZM226 79H227V81H226ZM81 80L84 81V83H82ZM62 81H65L64 82L65 84ZM78 81L81 83V84L79 83L80 85L77 84ZM215 81L220 82V84L223 85V87L225 88V90L227 92V94H226L227 95L226 97L228 98L227 101H229L231 104L236 106L237 111H236L235 116L224 121V123L221 125L222 126L221 128H219V125H215L214 120H209L208 126H205V127L201 126L200 127L201 131H203V129H205L206 134H211L214 137L217 136V139H214V141H213V139H207V140L201 141L200 150L198 153L194 152V151L191 152L189 150H185L183 153L178 152L179 156L171 155V153H170L172 151L173 146L179 140H183L184 134L187 131L186 127H185V125H187V124H185V122H184L185 116L181 113L165 114V113L160 112L159 113L160 117L157 119L156 122H153L147 129L142 128L140 130L141 144L138 146L137 149H135L134 151L131 152L133 161L129 162L126 159V156H125L126 151L125 150H117V147L115 145L116 142H114L113 139H112V141L111 140L109 141L110 142L109 144L112 147L108 146L106 140H104L107 138V134H105L103 132L102 125L100 124L102 122L104 114L112 116L113 118H116V115L119 113L124 115V111L127 112L129 109L134 108V106L140 107V105H141V103H143V101H146V102L149 101L152 98V96H155L154 94L158 95L160 93H163L164 87H166V86H171V87L181 86V87H184L188 91L196 93L198 96L204 98L205 100H209V102L215 104V106L217 107V109L220 113V116H222L221 114H223L222 113V111H223L222 107L223 106L221 104V101L219 102L218 95L216 94V91L211 87L212 83H214ZM242 81H243V83H242ZM263 82H264V80H263ZM15 84H16V82H15ZM232 84H233V81H232ZM259 84H260V86L261 85H263V86L260 88ZM145 88L149 91L145 90ZM231 88H233L234 90H232ZM50 89H51V87H50ZM48 91H49V89H48ZM9 92L10 93L13 92L14 95H16V93L12 89H10ZM55 93H59V94L56 95ZM61 93L62 94L64 93V94L62 96H59ZM37 95H38V93H37ZM64 96L67 98L65 99ZM11 97L13 98V95H11ZM14 97H16V98H14L13 100L18 98V100H16V101L18 102V104H20L19 103L20 100H19L18 95L14 96ZM63 99L65 100V102ZM0 104H2V103H0ZM21 105H23V104H21ZM173 105L174 104L170 105V108ZM176 107L177 106H175V109H176ZM2 108H5V107H2ZM26 108L27 107L24 106L23 110L25 109V111H27V109L28 110L30 109V108H27V109ZM11 109H13V108H11ZM13 110H15V109H13ZM16 110H17V107H16ZM2 111H3V109H2ZM102 111H104V112H102ZM18 112L19 113L21 112V115L19 113L15 114V115H17V114L20 115V116L17 115L18 118L19 117L21 118L22 115H25V113L22 114L23 111L18 110ZM28 112H26L27 116H28V114H30V111H28ZM0 113H1V111H0ZM43 113L40 114L38 111L39 116H36L37 117L36 122H38V124L36 122L34 123L35 125L36 124L41 125V126L39 125L40 128H38V129H37V126L35 127V125H34V129L39 130L38 133L36 132L37 133L36 136L38 135L39 137H42V140L44 139L43 138L44 134H45V136L48 135V134H46V133H48V131L46 129V131H45L46 133L44 132V134L41 136L39 135V132L41 129L42 130L45 129V127H48V129L50 131L51 125L49 122H51V119H52V117L49 116L50 115V113H49V115L47 116V121L49 120L48 123L50 126H48V123H46V125H45V122H46V120H45L43 122L45 127H42L43 123L42 124L39 123V119L40 118L42 119L44 117L46 118V115H47L46 114L44 116ZM9 114H12V112H10ZM42 114L44 117H42ZM32 115L30 114L29 116H32ZM5 116H6V114H5ZM12 116H14V115L13 114L10 115V117H12ZM29 116H28V119H29ZM15 117L16 116H14V118ZM22 117L24 118V116H22ZM33 117H30V119H33ZM4 118H2V119H4ZM14 118H11V119H13L15 121V119L17 117L15 119ZM219 118H221V117H219ZM25 119H27V117L24 118V120ZM28 119L26 121H28ZM30 119L28 122L32 123V121H30ZM44 119H42V120H44ZM18 120H20V119H17L16 121L19 122ZM33 120L35 121V119H33ZM246 123H250L249 124L250 129H248V130L246 128ZM51 124H52V122H51ZM16 125H18V124H16ZM52 126H53V124H52ZM34 129H33V131H34ZM25 130L26 129H24V131ZM100 130H101V132H100ZM124 130H126L125 131L126 134H127V132H128V134L131 133L129 131L130 129H128L127 126L123 129V133H124ZM62 131H64V130L62 129V130L58 131V133H56V135H58V134L62 135ZM234 131L236 132V134L234 136L232 135L233 137L229 138V140L224 141V138H225V137H223V136H225L224 133L226 132V135H227L229 132L231 133ZM42 133H43V131H42ZM34 134H35V132H34ZM40 134H41V132H40ZM59 135L57 137H59ZM36 136L33 140L37 139ZM46 137H47V139L49 138L48 136H46ZM128 138H130V134L128 135ZM132 138L133 137H131L129 139L130 142L134 140V138L133 139ZM31 139L32 138L28 139L27 144H28L29 140L32 141ZM39 140H41V139L39 138ZM48 140H47V142H48ZM33 142L38 143V145H39V143L40 144L43 143V142L41 143V141L38 142V139H37V141L29 142V144L30 143L33 144ZM50 142L51 141L49 140L47 145L51 144V146L50 145H48V147H47V145L43 146V145H45V142H44V144H42V147L39 146V148L41 147L40 148L41 150H42V148H44V149L49 148L48 149L49 152H47L49 155L46 154V155H48L46 158L50 157L48 159V161L51 163L50 159H51L52 154H54L55 151L53 149L52 143H50ZM38 145L36 144L37 147H38ZM30 146H31V148H30ZM30 146H29V148H30L29 151H31V152L29 153V155L31 153H33V150L36 147L35 144H34V146H32L30 144ZM49 146L52 147V150H53L52 152H51V148ZM39 148H35L36 151ZM36 151H34V153ZM40 152L42 154V151H40ZM44 152H46V151H44ZM36 153H37V155L40 154L39 152H36ZM170 155H171V158H174V156H175L176 158L180 159V161H181L180 167H178L176 165V163L170 162V159H169ZM59 156H61V154H59ZM23 161L25 162V159ZM21 162H17L18 166H21ZM125 168L130 169V172H126ZM1 170H3L2 166H0V176H1ZM38 175H43L44 180H45L44 177L48 178L49 176L50 177L52 176V174H50L49 176L47 174H38ZM38 175H36L37 179L39 178ZM44 175H47V176H44ZM255 175H257V174H255ZM36 176H35V178H36ZM99 177L98 178L96 177V179L99 180ZM0 178H2L1 179L2 181L0 182V184H1L0 188H3L6 191L7 195L10 196L9 199L7 196H0V263L1 264H18L19 263L18 261H20L21 264H30L31 260H32L31 264H90V263L91 264H93V263H95V264H100V263L101 264H106V263L109 264V262H111L112 259H114L112 261L113 263L116 260L115 264H117V262H119V264H123V263H127V264H131V263L133 264L134 263L135 264L136 262L138 264L140 262L145 264L147 261H149V262H147L146 264H165L167 262V260L169 263L170 259H171L170 260L171 262H172V258L176 259L177 255L175 256L174 255L175 253H178V254L180 253L183 256L187 257L189 259V261L187 262L188 264L191 261L193 262L194 260L197 263L200 261L202 264H210V262H213V260L211 261L212 258L210 256H209L210 262H207V261H209L208 257H206V258L204 257V256H208L206 253V252H208L207 249H205V253H204L206 255L202 254V258H201L202 260H200L201 256L198 258L199 260L196 258L199 256L200 253H198V256L196 254H194V256L195 255L196 256L193 259L191 258V257H193V250L195 249V248L191 247L192 246L191 242L195 239H192V241H190L191 239L189 238V236H192V235H188V233H189L188 230H187L188 233L186 232V234H187L186 237L188 236L187 238H189L190 240L186 239V237H185L183 242L182 241L178 242V240L177 241L173 240V242H172L171 239H168V237H166L167 235L164 233V231H159L158 232V238L159 239H155V240L149 239V241H147V242H143V240L140 241V239H138V240L131 241V243H129V244L128 243L117 244V243H111L110 240H108L106 238L103 239L101 236H97V235H96L97 236L96 241L94 243H90V242H86V241L77 240L76 237H74V235H68L67 237H64V236H61L58 234H53L50 232L46 233V230L44 229L42 231L44 236L40 237V239L38 241V245H41V246H35L37 244H35L36 242L34 243L33 239H30V238H33V236L30 237V231L31 230L29 229L28 223L25 220V216H22L20 214L21 211H19L21 209L18 206V204L20 202V196L15 195L14 191H12V192L8 191V186L5 183L3 177L1 176ZM73 178H75V177H73ZM37 179H35L34 182L32 183V185L30 186L32 191L27 192L26 195H29V196L35 195L36 196L35 198H37V200L35 201L34 205L33 204L30 205V210L33 214H36V216H37L36 218L38 219V222L41 223L42 222L41 214L42 215H46V214L50 215L54 210H57L58 207H60L64 201L62 203L58 202V204L60 203V206L57 204L58 207H54L53 204L55 203L56 200L54 202L48 201L49 202L48 203V202H45L46 200H43L44 198H42V196L45 197V199H49L50 197H52L51 193H49V194H51L50 197H49V194H48V197L46 194H47L48 190L49 191L53 190V187H54L53 185H55L57 183L55 177H51V178L47 179L46 180L47 182L42 181L43 179L39 180V181ZM96 179L92 180L93 184H94V182L98 181ZM255 179L257 180V177L255 178V176L249 171L248 172V179L245 183H243V185H245V187L247 188L252 183H254ZM40 181H42V183ZM224 181L223 182L226 183L227 180H224ZM58 184H59V182H58ZM117 185H119L118 181L116 183H114L113 186H115V187H113V188L116 189V187H118ZM69 187L70 188L68 191L71 195V193H73L75 187H74V185H70ZM175 188L177 189L178 187L175 186ZM222 188H223L222 189V195L218 199L215 200L214 197L210 196L206 199V201L204 203L196 205L195 210H196V208L198 210V208L202 209L205 207L206 209H208V212L211 215H215L217 213V215L225 214V216H226L227 213H230L232 210L230 203L233 201H230L229 199L234 198L233 196H235V190L231 187H228L227 185H223ZM46 189H48V190H46ZM57 189H58V187H57ZM55 190H56V188H55ZM53 191H50V192L53 193ZM68 191L65 192V190H64L65 194H67ZM9 193L11 195H15V198L13 200H11V197H14V196H11ZM43 193H45V195ZM59 194H61V193H59ZM62 195H60V196H62ZM135 195H136V200L134 199ZM40 198H42V201ZM138 198L140 199V197H138ZM241 198H243V197H240V199ZM127 199H125V200H127ZM240 199L237 198V200H240ZM10 200H11V202H10ZM58 200H59V198H58ZM12 201H14V202H12ZM40 201H41V203L45 202L46 204L44 203L41 205ZM127 201H129V200H127ZM8 202H10V203H8ZM135 204H133V205H135ZM216 204L218 205V210L216 212H213L212 207L215 206ZM238 205L241 206V202L238 201ZM69 206L70 205H62L61 207L65 210L66 208H69ZM189 210L191 211L190 206L188 207V211ZM8 212H9V214L12 213V215L14 216V219L11 218V215H8ZM211 215L209 217H211ZM174 219L175 218H170L168 220V222L172 223V221H174ZM22 224L25 228L24 232L22 231V228H21ZM52 225H53V222H52ZM260 230L259 231L262 233V230H264V229H260ZM190 232H191L190 234H192V231H190ZM213 232L214 233H212V235H214V236L211 239V241L214 243V245H222L221 243H224L223 240H225L226 237L228 236L227 235L228 234V227L225 226V227L219 228L218 230L213 231ZM82 234H84V233H82ZM184 236H185V234L183 235V237ZM254 236L255 235H253V237H252L253 239H251L250 242L249 241L246 242L247 245L245 247L246 248H250V246L256 247L257 245L260 244V245H262V248H263L262 252L264 255V240H261L258 238H256L257 239L256 240L254 238ZM28 237H30V238H28ZM194 238H195V235H194ZM42 246L47 247V248L49 247L48 248L49 251L47 248H45V249H47V250H45ZM87 248H88V250H87ZM55 249L58 250L59 252H63V256H62V253L60 254L59 252H58V254H60V255H58L56 253ZM71 249L74 252L78 253L77 255L81 254L80 256H82V257H80V258L78 257L75 259L73 258L74 260H72V258L70 259L69 257L66 258L65 257L66 252L64 253V250L65 251H67V250L71 251ZM145 249H147V250L153 249V251L156 249L158 252L153 253L152 250L151 251L149 250L150 252H147V250H145ZM178 249H179V252H178ZM180 249H181L182 253L180 252ZM131 251H134V252H131ZM194 251H196V250H194ZM54 252L56 254H54ZM151 252H152V254H151ZM129 253L130 254L135 253V255L131 254V255H133V256H131ZM64 254H65V256H64ZM72 254H73V252H72ZM86 254L89 257L86 256ZM144 254L146 256H143ZM12 256H14V259L17 260L16 263H14L13 259L11 258ZM136 256H138V257H136ZM133 257H135L134 259H137V260H134ZM141 257H143V258H141ZM203 258L207 259V260H205L206 263L203 261ZM110 259H111V261H108ZM174 259H173V261H174ZM196 259H197V261H196ZM27 261H29V263H26ZM133 261H135V262H133ZM102 262H105V263H102ZM195 262L191 263V264H195ZM229 262H230V260H229ZM176 263L179 264L181 262H179V263L176 262ZM222 263H225V262L223 261ZM171 264H174V263H171ZM181 264H183V263H181Z\"/></svg>",
	"mask_w": 264,
	"mask_h": 264
}]
</instances>
